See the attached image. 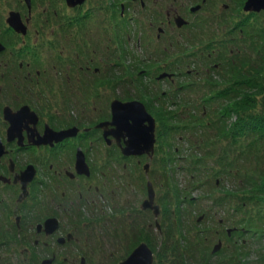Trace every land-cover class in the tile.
I'll return each instance as SVG.
<instances>
[{
  "label": "flooded vegetation",
  "instance_id": "obj_1",
  "mask_svg": "<svg viewBox=\"0 0 264 264\" xmlns=\"http://www.w3.org/2000/svg\"><path fill=\"white\" fill-rule=\"evenodd\" d=\"M88 1L0 0V264H104L102 254H113L110 244L125 242L119 231L126 237V229L131 241L116 264L142 243L151 249V235L162 237L167 226L164 192L150 179L158 121L139 95L112 97L108 89L103 95L98 89L101 74L114 77L125 60L133 75L143 79L144 95L160 99L157 92L167 91L163 82L184 83L177 90H198L205 86L196 85L204 72L210 80L227 63L225 56L219 60L220 49L216 62L190 60L176 51L181 46L195 52L205 47V38L194 43L196 48L184 41L185 27L194 25L189 19L192 8H216L217 3L227 8L226 0H111V31L104 26L99 36L85 13ZM137 1L148 8L149 28L135 43L136 16L128 10ZM192 1L197 2L192 6ZM117 8L118 18H126L122 25L133 29L122 34L129 45L119 47L112 36ZM134 49L137 56L142 51L139 59ZM149 50L158 63L142 69L140 65L151 61L145 55ZM115 100L140 101L154 118L151 156L122 152L126 138L119 139L111 123ZM149 183L154 200L151 208H144ZM129 185L142 198L127 202L123 211Z\"/></svg>",
  "mask_w": 264,
  "mask_h": 264
},
{
  "label": "trees",
  "instance_id": "obj_2",
  "mask_svg": "<svg viewBox=\"0 0 264 264\" xmlns=\"http://www.w3.org/2000/svg\"><path fill=\"white\" fill-rule=\"evenodd\" d=\"M237 2L226 0L228 8L235 5L242 10ZM258 16L244 12L238 20H229L224 12L218 14L213 25L227 27L230 39L219 38L212 30L205 38V47L201 48H196L194 43L203 41L196 33L202 24L186 26V32L182 30L184 41L192 44L197 52L186 46L182 54L190 60L214 58L216 62L220 49L219 60L225 56L227 63L214 71L210 80L204 72L198 80L207 82L196 84L205 85L198 90L193 86L188 91L184 87L177 90L184 83L163 82L166 94L157 92L161 98L152 97L157 108L147 104L157 124H162L157 131L152 159L153 162L158 160L157 168L150 173L151 181L164 192L167 223L162 237L156 239L151 235L149 238L151 249H157L161 257L158 264H264V43L259 48L248 49L250 37L261 39L264 36V22ZM195 22L198 21H192ZM234 35L239 37L235 39L238 41L246 38L248 45L243 56L239 52L231 56L233 49H228L230 56L227 57L226 46L235 42L231 39ZM136 39L135 32V43ZM250 44L253 43L250 41ZM247 51L256 54V60L249 58ZM134 53L137 59L142 55L140 51L141 55L137 56L136 49ZM196 68L199 70L201 66ZM142 81L140 78L137 85H143ZM205 88H209L207 95L201 92ZM222 140L228 144L214 147ZM188 151H191L190 158L185 154ZM216 162L219 163L217 169L213 166ZM180 177H184L186 186L185 182L180 185ZM205 189L209 190L211 203H215L219 211L199 215L198 198L192 193L198 192L202 197ZM193 214L199 215L196 220L201 218V222L213 221V230L197 228L196 222L190 220ZM218 216L223 218L217 219ZM212 243H220L214 257L209 253Z\"/></svg>",
  "mask_w": 264,
  "mask_h": 264
},
{
  "label": "rangeland",
  "instance_id": "obj_3",
  "mask_svg": "<svg viewBox=\"0 0 264 264\" xmlns=\"http://www.w3.org/2000/svg\"><path fill=\"white\" fill-rule=\"evenodd\" d=\"M114 1H115L114 4H117V2L118 3L129 2V0H114ZM232 2H234V1H232ZM244 2H245V0L243 2H240V0H238L236 5H239L243 8ZM195 3H196L195 1H192V3H191L192 6L195 5ZM110 4H111V0H89L87 2V4L85 5L87 7L85 10V13H87L88 20H92L91 24H92L93 33L95 36H99L102 34V32L104 30V26L107 27L109 29V31H111V28H110L111 20H109V16H108V15H110L108 13V6ZM224 4H226V3H224ZM217 6L218 7H216V8H210V7L204 8L203 7L202 10H200V9L196 10V11H194V14L189 15L190 16L189 19L193 22L198 21V22L194 23V26L198 25L199 23L202 24L203 27H201V29H196V33L198 36L203 37V38L209 37L212 30H214L216 36H218L219 38H225V40H228V39H230V37H228V35H227V27H224L223 25H218V24L217 25L215 24L216 26L213 25V23H214L213 19H215L218 14H221L222 12H224L226 17L229 20H238L243 15L244 12H243V10H241L240 7L235 6V5L232 6V8H228V7L223 8L222 5L217 3ZM118 9L119 8L116 9V15L112 19V21L114 23H116L114 30L112 31V36L115 39V42H113L114 45L116 46L117 45L116 41H118V47H119V45L120 46L129 45V43L127 41H124L122 34H124V32H129L130 30H133V29H131V28L126 29L125 26L122 25V22H124V20H122V18H120V19L118 18V14H117ZM230 9H232V10H230ZM128 11H129L128 13L130 16H136V19L134 22V24L136 23L134 26V29L136 32V38H137V35H139L140 39L144 38V36L146 35L144 33H146L147 28H149L148 20L145 17V16H147L146 15L147 13L149 15V12H147L148 8L146 10L142 9L139 5V1H137L136 3H133V4L131 3L130 9ZM256 15H259L258 16L259 20L264 22V11L256 13ZM229 20H228V22H229ZM125 23L130 24V22L128 20ZM138 24H140L139 29H138ZM230 24H232V23H230ZM121 27L125 28V29H121ZM262 27H264V23L262 24ZM93 33H92V37H94ZM154 33H156V32H154ZM262 34H264V32H262ZM238 38L239 37H237L236 35L231 37L232 40H235ZM250 39H251V37H250ZM250 39H248V41H249L248 49H251L252 46H253V48H259L261 46V43L262 42L264 43V36L261 39H258V38L251 39V40ZM250 41L253 44H250ZM142 44H144V43L142 42ZM229 45L230 46H226L227 50H226L225 54H227V57L230 56L228 49H230V50L233 49V52H231L233 54L231 56H234L235 53H237V52H239L243 56V54H244L243 50H246L248 43H246V38H245V39H241V41L235 40V42H232V43L229 42ZM176 51H180L179 53H183L185 51V48L183 46H181V47H178L176 49ZM172 52H174V50H172ZM240 54H239V56H240ZM145 55L151 56V59L149 57V60H151V61H149V64H147V65H140V66H142V69H144L146 67L154 69L158 63L157 62L158 58L156 60H154L155 57L152 55V50L146 51ZM246 55L249 58H251L252 60H256V58H257L256 54H254L253 52L247 51ZM126 57L127 56H125L124 59ZM235 57H238V55ZM126 65H128V63L125 60H120V66H124V68H119L120 69L119 74L115 73L114 77L109 78L108 74H105V75L101 74V77L103 78V80H100L98 82V84H100L98 86V89L101 90V93L103 95H106L107 93H109L108 90H111L114 93V94L112 93V97L115 94L119 97H123V95H124V97H129V96L131 97V96H136V95L143 96L144 98H140V100L142 102H146L149 105H156L157 102L153 101L151 96H144L145 90L141 87L142 85H137V82L140 79V76H134L133 73L131 72V70ZM259 65H260V62H259ZM214 73H212V76H214ZM199 82H202V81H199ZM112 84H117L118 88L117 89L115 87L110 88L112 86ZM203 91L205 92L204 94H206V95L209 94V88H206V90H202L201 92H203ZM201 92L199 94H201ZM260 102H261V99H259V104H260ZM161 128H162V124H159L157 127V131ZM225 143L226 142L224 140H222L219 143H217L214 147H218V145H220V144H222V145L228 144V143H226V144ZM209 146L211 147L212 145H209ZM202 151L205 152L206 148L204 147ZM185 154L188 155L187 158H190L189 155H191V151H188ZM208 159H209V157H208ZM146 162H150V161L147 160ZM156 163H158V160H156L155 162H153V160H152V163L150 166L151 170H153L154 168H157L155 165ZM180 164L184 165V162L180 161ZM218 164L219 163L216 162L213 166L216 167V169H217ZM179 179L181 180L180 185H183L185 182L184 177H182V178L180 177ZM186 185H187V182H185V186ZM128 190H129L130 195L129 194H125V195L123 194L124 196L122 198V199H124V201H126V202H124L122 200V206H123V208H125L123 211L127 210V207L129 205L127 202L130 203L131 201H134V199L138 200V198H140V200H141V198H142L140 190L138 188L134 189L135 193H133L132 186L129 185ZM196 191H199V189ZM192 196L195 198H198L196 200V202H197L196 209H199V212H198L199 215L202 212L211 213L215 209L217 211H219V209L217 207H214V205H216V204L211 203V201H213V198L210 195L209 190L205 189L204 192L201 194L202 197H199L198 192H195V193L193 192ZM229 203H231V202H229ZM138 205H139V203H138ZM199 215L193 214L192 218H190V220H192L194 223L196 222L195 225H197V228L204 229L207 227V228L213 230V227H214L213 221H210V219H209L208 221L203 220V222H201V218L196 220V218ZM138 218H142V217L138 216ZM218 218H223V216H218L217 219ZM186 224H187V221H186ZM218 229H220V228L218 227ZM126 231H127L126 237H125V234L123 233L122 230L119 231L120 236L124 237L125 242L114 243V245L110 244L109 248L113 250V254H111L112 252L110 254L108 252H104L102 254L103 257L105 256L104 258L102 257V262L104 264H116V262L119 261L120 258L126 254L127 250L125 251V248H126L125 245L127 244V242L130 243V241H131L130 230L126 229ZM215 245L216 244H214V243H212L210 245V248H209L210 255H212V249ZM152 251L154 253V263L153 264H158L161 260V257L159 256L157 249L152 250Z\"/></svg>",
  "mask_w": 264,
  "mask_h": 264
},
{
  "label": "water",
  "instance_id": "obj_4",
  "mask_svg": "<svg viewBox=\"0 0 264 264\" xmlns=\"http://www.w3.org/2000/svg\"><path fill=\"white\" fill-rule=\"evenodd\" d=\"M70 5L83 3L85 0H66ZM29 4V0H26ZM196 8H192L195 11ZM245 13H259L264 11V0H245L242 8ZM177 26L183 24L182 19L178 18ZM112 120L111 123L116 127V136L126 138L125 147L122 152L125 155H140L142 153L154 152L155 139V120L146 110L140 101L122 102L115 100L111 104ZM149 200L144 202L143 207H152L154 200V189L151 183L148 185ZM157 215V212H155ZM220 243L212 249V254L218 252ZM154 254L145 244H140L121 264H153Z\"/></svg>",
  "mask_w": 264,
  "mask_h": 264
}]
</instances>
